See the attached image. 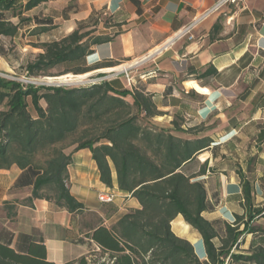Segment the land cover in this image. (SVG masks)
I'll return each mask as SVG.
<instances>
[{"label": "crops", "instance_id": "0c3cea01", "mask_svg": "<svg viewBox=\"0 0 264 264\" xmlns=\"http://www.w3.org/2000/svg\"><path fill=\"white\" fill-rule=\"evenodd\" d=\"M220 1L49 0L32 9H51L52 31L59 37L55 41L82 25L87 31L95 28L98 19L97 34L113 40L93 48L87 58L89 78L106 74L104 82L117 91H144L159 112L152 125L179 139L209 141L182 172L205 186L208 208L202 216L219 235L216 247L227 225L246 213L245 185L253 191V211H262L251 227L264 220V0L218 6ZM109 62L115 66L105 67ZM112 170L114 182L108 188L92 151L73 153L69 188L84 211L70 213L52 201L26 202L37 170L0 169V245L20 254L44 246L47 261L55 264L99 252L87 237L92 229H110L140 208L136 198L119 190L113 165ZM110 192L116 195L114 202L102 203L100 194ZM171 226L201 261L207 260L202 235L181 215ZM262 235H243L236 253H248Z\"/></svg>", "mask_w": 264, "mask_h": 264}, {"label": "trees", "instance_id": "16d2710c", "mask_svg": "<svg viewBox=\"0 0 264 264\" xmlns=\"http://www.w3.org/2000/svg\"><path fill=\"white\" fill-rule=\"evenodd\" d=\"M47 1L0 0V38H16L24 25L32 22L25 13ZM9 14L18 18V23L11 22ZM38 23L35 29L41 30L35 32L37 35L46 33L52 22ZM99 24L97 19L95 28L87 31L82 25L59 41L40 44L37 48L42 52L27 64L28 76L44 77L62 67L64 75L90 73L87 58L93 48L113 40L97 34ZM114 66L112 62L105 64ZM157 115L151 95L138 90L117 91L107 81L68 88L25 86L0 78V169L15 165L37 170L28 204L44 199L70 213H81L83 203L70 192L69 165L73 153L89 149L102 183L113 186V165L119 190L138 200L139 210L126 213L110 229L98 226L87 235L99 245L101 259H93L96 253H91L66 264H264V235L251 244L248 253H236L243 235L264 233L251 227L262 213L253 211L252 189L244 186L246 213L227 225L226 236L216 247L213 241L219 235L202 216L208 208L205 186L182 172L209 141L179 139L150 123ZM180 215L202 235L206 261L198 258L189 241L173 233L171 223ZM0 264L55 263L47 261L44 246L20 254L0 245Z\"/></svg>", "mask_w": 264, "mask_h": 264}, {"label": "rangeland", "instance_id": "374dc122", "mask_svg": "<svg viewBox=\"0 0 264 264\" xmlns=\"http://www.w3.org/2000/svg\"><path fill=\"white\" fill-rule=\"evenodd\" d=\"M12 15L9 14L10 20L13 23H18V18H11ZM25 17L33 18L35 22L28 23L24 25L22 30L23 35L20 36V32L16 35V38L11 39L8 37L0 38V78H5L9 81L21 82L25 86L35 85V86H57V84H62V86L68 88H77V87H88L91 84L87 83L91 80L93 83H102L106 79L107 75H94L91 78L86 79L85 81H76V82H57L49 81L47 78H60L64 76L65 68L62 67L59 70H51L47 76H39L30 78L27 73V64L34 60L35 56L42 52L38 46L46 42H53L56 38H59L57 34L52 31V23L47 25V31L43 34H35L41 29H35L39 21H51V9L45 10H31L28 13H25ZM39 20V21H38ZM105 19L103 20V22ZM98 27V26H97ZM97 30V28H96ZM88 65V64H87ZM62 74V76H61ZM68 75V74H65ZM74 77L78 75L70 74ZM130 100V99H128ZM30 111L32 115H36L35 110L30 106ZM264 218V217H263ZM262 217H259L261 220ZM254 228L264 231V220L260 224L254 225ZM93 259H101L102 253L97 252L92 256ZM91 258V259H92Z\"/></svg>", "mask_w": 264, "mask_h": 264}, {"label": "built area", "instance_id": "2783aa9c", "mask_svg": "<svg viewBox=\"0 0 264 264\" xmlns=\"http://www.w3.org/2000/svg\"><path fill=\"white\" fill-rule=\"evenodd\" d=\"M231 1L233 2L234 0H221V1L219 2L218 6H220V5H225V4H227V3L231 2ZM193 25H194V24H191V26L185 28V29L183 30L182 34H186V33H188L189 30L192 29V26H193ZM115 199H116V195L113 194V193H111V192H110V193H102V194H100V196H99V200H100L102 203H104V204H110L111 202H114Z\"/></svg>", "mask_w": 264, "mask_h": 264}, {"label": "bare ground", "instance_id": "6f19581e", "mask_svg": "<svg viewBox=\"0 0 264 264\" xmlns=\"http://www.w3.org/2000/svg\"><path fill=\"white\" fill-rule=\"evenodd\" d=\"M90 76V74H83V75H78L76 77L68 74V75H64L60 78H47L49 81H57V82H78V81H85L86 79H88V77Z\"/></svg>", "mask_w": 264, "mask_h": 264}, {"label": "water", "instance_id": "95a60500", "mask_svg": "<svg viewBox=\"0 0 264 264\" xmlns=\"http://www.w3.org/2000/svg\"><path fill=\"white\" fill-rule=\"evenodd\" d=\"M89 78V77H88ZM87 83L89 84H96V83H93L91 80H89ZM63 83L62 84H57L56 87H62ZM51 86V85H50Z\"/></svg>", "mask_w": 264, "mask_h": 264}]
</instances>
